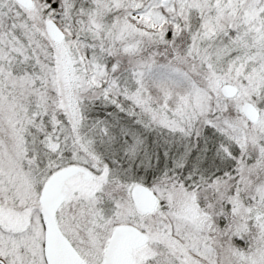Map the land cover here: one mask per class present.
Returning a JSON list of instances; mask_svg holds the SVG:
<instances>
[{"label": "snow or ice", "instance_id": "1", "mask_svg": "<svg viewBox=\"0 0 264 264\" xmlns=\"http://www.w3.org/2000/svg\"><path fill=\"white\" fill-rule=\"evenodd\" d=\"M0 264H264V0H0Z\"/></svg>", "mask_w": 264, "mask_h": 264}]
</instances>
